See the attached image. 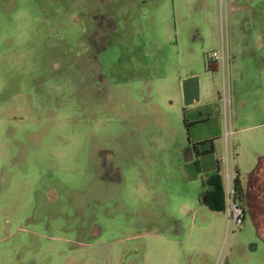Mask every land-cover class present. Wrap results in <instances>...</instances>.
I'll return each instance as SVG.
<instances>
[{"label":"rangeland","instance_id":"obj_1","mask_svg":"<svg viewBox=\"0 0 264 264\" xmlns=\"http://www.w3.org/2000/svg\"><path fill=\"white\" fill-rule=\"evenodd\" d=\"M263 121L264 0H0V264H264L197 209Z\"/></svg>","mask_w":264,"mask_h":264},{"label":"crops","instance_id":"obj_2","mask_svg":"<svg viewBox=\"0 0 264 264\" xmlns=\"http://www.w3.org/2000/svg\"><path fill=\"white\" fill-rule=\"evenodd\" d=\"M208 68L214 69L216 65L210 63L208 64ZM191 75L192 74L186 76ZM253 126L255 125L245 127L239 126L235 129H231L230 126H228L227 134L245 133L253 130ZM256 126H259V129H264V121L256 124ZM238 139L242 142L236 141L235 144L230 143L228 144V148H226L225 139H223L224 158L226 159L225 153L226 149H228V162L236 178V186L234 187L236 202L243 211L242 223H244L245 215H248L250 223L254 226L256 236L264 241V131L259 132L258 137H249L248 139L247 137H238ZM216 149H218V145H216L215 142H210L207 147L201 149L199 155L198 169L202 176L203 190L197 197V209L200 211L205 209L211 213H221L226 218L224 209L212 211L200 201L201 194L213 191V186L207 183L206 179L209 176L216 175L219 179L223 194L220 204L225 208L226 185L219 173L218 165L221 159L218 156L216 157ZM223 177L225 178V174ZM240 251L244 253L245 247L241 246L239 252Z\"/></svg>","mask_w":264,"mask_h":264},{"label":"built area","instance_id":"obj_3","mask_svg":"<svg viewBox=\"0 0 264 264\" xmlns=\"http://www.w3.org/2000/svg\"><path fill=\"white\" fill-rule=\"evenodd\" d=\"M222 47L220 49V54L217 55L215 51H212L209 54L211 60L215 61L217 58L220 59L221 63L224 60V56L222 53ZM226 53V50H225ZM226 57V55H225ZM235 175L231 166L229 165V169L225 165V181H226V190H225V213H226V229L232 233L236 226L241 225L243 218V211L239 204L236 202V194L233 187V179Z\"/></svg>","mask_w":264,"mask_h":264},{"label":"trees","instance_id":"obj_4","mask_svg":"<svg viewBox=\"0 0 264 264\" xmlns=\"http://www.w3.org/2000/svg\"><path fill=\"white\" fill-rule=\"evenodd\" d=\"M235 181H236V178L233 179V187L236 186ZM206 182L213 186V191L210 193L201 194L200 195L201 203L205 204L212 211L224 209V206L220 204L223 194L220 188L218 177L216 175L209 176L206 179Z\"/></svg>","mask_w":264,"mask_h":264},{"label":"water","instance_id":"obj_5","mask_svg":"<svg viewBox=\"0 0 264 264\" xmlns=\"http://www.w3.org/2000/svg\"><path fill=\"white\" fill-rule=\"evenodd\" d=\"M181 98L184 106L190 105L198 101V78L191 75L180 81Z\"/></svg>","mask_w":264,"mask_h":264}]
</instances>
